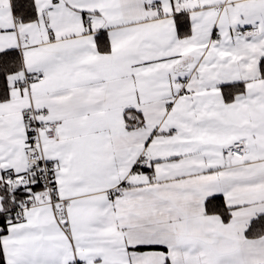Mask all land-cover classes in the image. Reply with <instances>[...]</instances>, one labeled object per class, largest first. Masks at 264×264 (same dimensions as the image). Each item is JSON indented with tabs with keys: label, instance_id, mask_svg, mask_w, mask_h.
Instances as JSON below:
<instances>
[{
	"label": "snow or ice",
	"instance_id": "obj_1",
	"mask_svg": "<svg viewBox=\"0 0 264 264\" xmlns=\"http://www.w3.org/2000/svg\"><path fill=\"white\" fill-rule=\"evenodd\" d=\"M2 264H264V0H0Z\"/></svg>",
	"mask_w": 264,
	"mask_h": 264
},
{
	"label": "trees",
	"instance_id": "obj_2",
	"mask_svg": "<svg viewBox=\"0 0 264 264\" xmlns=\"http://www.w3.org/2000/svg\"><path fill=\"white\" fill-rule=\"evenodd\" d=\"M0 264H2V262H0Z\"/></svg>",
	"mask_w": 264,
	"mask_h": 264
}]
</instances>
